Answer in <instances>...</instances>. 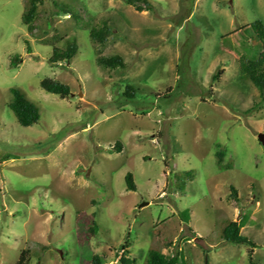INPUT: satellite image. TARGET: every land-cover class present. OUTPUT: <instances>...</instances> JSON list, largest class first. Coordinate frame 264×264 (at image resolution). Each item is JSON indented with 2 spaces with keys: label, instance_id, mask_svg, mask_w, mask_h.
I'll list each match as a JSON object with an SVG mask.
<instances>
[{
  "label": "rangeland",
  "instance_id": "rangeland-1",
  "mask_svg": "<svg viewBox=\"0 0 264 264\" xmlns=\"http://www.w3.org/2000/svg\"><path fill=\"white\" fill-rule=\"evenodd\" d=\"M27 1L0 0V264H17L27 249L32 264H91L95 255L121 264L125 244L137 264L152 248L178 253L180 264H264V104L255 107L259 92L238 80L240 59L262 52L252 25L264 24V0H150L153 11L43 0L32 34ZM104 21L111 33L100 46L89 32ZM67 39L77 55L51 63ZM116 54L124 70L98 66V55ZM45 78L71 94L45 92ZM128 85L133 100L122 95ZM12 89L36 106L38 123H18ZM227 220H242L257 247L224 242Z\"/></svg>",
  "mask_w": 264,
  "mask_h": 264
},
{
  "label": "trees",
  "instance_id": "trees-1",
  "mask_svg": "<svg viewBox=\"0 0 264 264\" xmlns=\"http://www.w3.org/2000/svg\"><path fill=\"white\" fill-rule=\"evenodd\" d=\"M127 5L134 7L137 11H153L154 4L150 0H123ZM43 0H28L26 9L22 15V23L27 28V31L32 34L34 32L35 19L39 6L42 4ZM62 13L66 15H73L72 10L66 6L61 5ZM255 37L259 40L262 46V52L256 60H247L242 57L239 64V75L238 80L244 84L246 82L252 84L259 92L260 100L256 103V106H261L264 104V24L261 21H256L252 25ZM111 33V26L107 21H104L101 26L93 27L89 32V37L93 43L100 46L107 43L108 38ZM79 51V45L76 39H67L62 47L58 45L53 46L52 56L50 58L51 63H56L61 60L66 64H69L73 58L77 55ZM21 59L18 56H13L9 62L10 69H16ZM96 62L99 67L106 70H124L127 65L125 60L121 55H111L103 56L98 55ZM217 73L213 76V81L217 82L219 80V75ZM41 88L49 93L61 96H69L71 94L70 87L66 84L54 81L49 78H45L40 82ZM138 89L135 86L128 85L122 94L127 100H133ZM13 96V102L11 104V110L14 113L18 123L22 127H30L38 123L40 119L39 110L36 106L27 100L22 93L17 89L11 90ZM262 103V104H261ZM264 130V126H263ZM116 152H121L122 144L120 142L116 143ZM221 146L217 145L216 158L217 163L221 166L223 164L226 152L224 150H219ZM186 178L190 176V172L184 173ZM125 184L127 191H136L137 187L133 179V175L129 172L125 177ZM177 190L180 192L185 191L186 184L184 181L178 180ZM232 197L237 201L238 191L235 187H230ZM184 218L187 219L189 216V211L185 210L183 212ZM94 224V222H92ZM243 229L242 220L241 221H231L227 220L226 225L220 228L219 236L220 238L230 244L235 245H248L251 250L255 249L257 245L255 242L248 237L244 236L241 231ZM253 251H249V258ZM104 260L103 257L95 255L92 258L91 264H102ZM181 257L177 253L174 256H168L164 254L159 248H152L147 255L146 264H180ZM121 264H137V259L130 256V251L127 250V246L121 249ZM17 264H32V250L27 249L21 253V256Z\"/></svg>",
  "mask_w": 264,
  "mask_h": 264
},
{
  "label": "water",
  "instance_id": "water-1",
  "mask_svg": "<svg viewBox=\"0 0 264 264\" xmlns=\"http://www.w3.org/2000/svg\"><path fill=\"white\" fill-rule=\"evenodd\" d=\"M81 95V94H80ZM258 139H259V141L264 145V133H260L259 135H258ZM145 205H148V203H143L142 205H141V207H144Z\"/></svg>",
  "mask_w": 264,
  "mask_h": 264
}]
</instances>
